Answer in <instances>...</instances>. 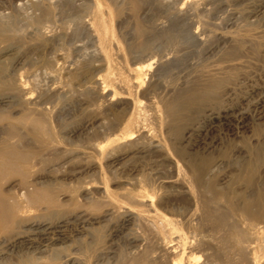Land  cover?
I'll use <instances>...</instances> for the list:
<instances>
[{"label": "rangeland", "instance_id": "rangeland-1", "mask_svg": "<svg viewBox=\"0 0 264 264\" xmlns=\"http://www.w3.org/2000/svg\"><path fill=\"white\" fill-rule=\"evenodd\" d=\"M95 1H100L102 3V6L104 8L103 11H105L103 12L104 18H106L110 24L111 32L113 35L112 43L111 41L109 43L110 49L116 50V45L118 44L120 51L122 50L123 52H121L125 53L126 60H128L130 64L131 61L132 63H134L133 60L136 59L137 61L139 60V58H142V56L146 59L150 53L154 52L152 56L155 58L156 64V66L154 64L152 72H150L145 79L144 83L147 84H144L145 86L140 88L145 89L146 87H148V85H150V83L152 84L153 81L154 89L152 90V87L150 89L153 93L155 92V95L152 92V94L149 93V88H147L148 91L145 90L147 93H149L148 97L147 94H145L146 96L142 95V93H144L143 90V92H139L141 91L140 89L136 90V94H139L137 95L139 96V98L142 95L143 98L141 97V100L145 97L146 98L144 100L151 99L150 101H148L149 103L147 101L145 102L147 106L150 105L149 107H147L148 109L145 107L146 105L144 104V100L141 101L143 102V109H147L144 110V114L147 113L146 116H149L150 114L148 118L149 120L151 118V124L149 122L146 127L147 132H143L145 136L142 133L138 134L140 136L138 137L137 135L138 138L136 137V140H134L136 141V145L137 143L138 145H140L139 149L138 147L136 148V145L129 148L131 149V151H129L128 148H126L128 149L127 151L125 148L122 149V151H120L122 153L118 152L117 159L114 165L110 164V160L100 158L98 155L93 153V151L88 150V147H85L93 143L92 136L94 135V133H99L98 135H101L98 136L99 138H97L95 140V143L93 144H96L100 141L102 142L101 138H103L104 135L110 133L109 125L115 124V122L110 123L113 122L111 118H113L114 120V114L116 115V113L122 115L120 114V109H123H121V113H123L124 109H126V105L124 106V104H127V106L129 105V103H127L129 101H127L126 99L121 100V97L119 99H116V101H113L112 104H108V102H106L105 100L106 98L101 97L97 93L98 90L101 91L104 86H107L108 88L106 94H112L113 91L120 92L121 90H119L115 86V84L108 80L105 76L106 70L105 66L103 65L104 60L102 56V42H105V40L102 36H99L94 32L91 25V19L93 17L94 11V0H0V21L2 22H0V30L3 31L4 35H7L12 39L11 41L0 44V62L4 63L3 66L5 67L6 73L8 72L7 68H9V73H12H10L11 76H14L16 79H18V75L20 74L21 77L23 76L22 80L25 81L32 80L28 77V75L30 74L29 71H31L33 66L30 67L29 64L32 62L35 63L36 66L33 67L32 71L35 69L36 71L33 72H35L36 74H39L40 72L42 76H40L39 74L40 78L37 77L38 79L35 80L37 84L34 81L32 82L33 84L31 82V84L28 82L27 89L32 93V101H40V103H45V101L47 102L44 105H40L41 107L48 106V112L50 111V114H48L49 117L47 118L46 116V122H48L52 130L61 132V137H64V139L69 142L68 145L66 144L67 146H60L61 150H59V152L61 151V153L58 154H60L61 156L58 155V157L60 158H57V156H55L56 161L58 159L57 162H59L60 165H58L52 171V174H50V179H58V181L64 184L67 189L65 192L67 197L65 196V198L63 199V193L62 195H58V198L63 199L65 204V206L63 205L62 208L65 213L63 219L65 222H67L66 232H68L67 234L69 235V240L66 243V245L69 246V249H67L69 251L66 250L67 254L71 258L75 256V260L81 262L80 256L77 255L79 254L78 252L81 248V245L84 241L89 240L90 235L93 234V230H95L96 228H102L104 231L103 233L105 234V238L109 239V241L105 239V247H108L109 250H112L111 256L113 257V260L116 259L117 261L119 260L120 262H125L132 255H141L142 253L150 250L151 246H154L152 243H155V239L153 240V234L147 231L146 226L154 223V221L156 224L160 223L158 219L155 220L153 217L157 213L168 218H172L176 220L181 226L189 228L187 236L196 234L199 235V237H208L210 235V231L206 228V222L204 221V219L207 218L208 215L211 216L217 211H223L226 208L235 209L238 211L237 214L241 215V212L246 207L257 209L263 206L264 114L260 116L258 114L259 110H256L253 107L254 103L258 102L261 98V89H264V41L262 42V40H260V45H258L257 48H253L250 42H248L249 44L246 43L245 46L247 47V49L246 47H244L243 49L245 50L241 51L242 53H240L241 55L239 59H236V62H234L239 64L242 69L240 68L241 70L238 73V77L232 84L233 87L232 85H229V88L223 91L224 93H221V98L219 96L220 99H216L213 101L216 104L218 103L217 105L220 104V108L212 102L210 103L211 107H206L207 110L205 109V112L203 111L205 114L203 112L196 114L193 120L195 125L190 124L189 126H187L188 128L192 129V132H190L189 135L186 136L183 132L181 133L180 131H177L178 133L174 134V131L169 130V127H166L168 125L164 126V124L166 123L160 124L156 121H158L157 117H160V119L165 118L163 115V106L161 99L171 96V93L174 92V90H183L184 88H187L189 86L191 87L193 84L192 80L198 75V72L199 74H201L204 71L203 68L205 70H208L210 67V69H214L218 59H220L222 54L229 51L232 47L234 38L238 33H244L247 34V36L249 35L255 37H259L262 34L264 35V0H220L219 3L217 2L218 0H216L215 5L217 6H206L207 8L204 6L205 8L200 7L198 10L190 7V4L194 3V1H188V3L186 0H139L140 5L137 13L134 12L129 6L128 0ZM118 7H121L122 10L119 9V11H117ZM49 9H51V13L47 14ZM186 9H188V11ZM107 12L109 14H107ZM206 14L208 16L210 15L211 17H208ZM215 17L216 19L214 21L213 19ZM181 18L182 20H184L181 21ZM176 20L178 21L177 24ZM201 20L207 23V25L209 24V27L207 28L208 31L205 29L203 30V28L205 27H203ZM137 22H141L144 27H147V29L149 27L150 30H154V33L159 32L160 30L161 31L160 33L155 34L158 35L156 36L158 40H156L155 36L153 37L154 40L151 39L154 41L153 43L150 40L151 44H153V46H151L152 52L147 53V51H144V53L142 51L141 53H139L140 51H133L134 53H136H133L135 55L134 56L131 53L132 49L130 46H132V43H135L137 41L135 35ZM169 22H172L171 24L175 23L177 27L173 26L169 28ZM242 22H246V24ZM249 22H254L253 24L251 23L253 26H251L252 28L250 27L251 24ZM165 23L168 26H166ZM256 23L258 24V26H256ZM184 24H187L186 28L184 27L185 29H183ZM215 24H218V26ZM227 24L231 25H228L227 27ZM236 24L239 25L237 26ZM158 25L160 26L159 29ZM246 25H248V27ZM162 27L164 28V30ZM166 27L169 28H167L168 31ZM216 28H218L219 30ZM186 29L190 31L188 33L194 32L192 33V35L197 36V38L195 39L196 41L192 38H189L190 34H187L188 38L184 39V37H187ZM240 29L242 30L240 31ZM205 31H207L206 33L208 34L204 35ZM161 33L163 34L161 35ZM178 34H181L180 36L183 39ZM212 34L214 37L212 36ZM164 36H167L169 38L166 39ZM174 36H176L175 38L178 40V42H185L186 44L179 43L180 47H178V49L175 43L172 42V38ZM213 38L216 39L213 40ZM48 40L50 42H47ZM189 41H191V44ZM221 42H223V44ZM195 43H197V45ZM182 44L185 45L184 47L186 48L181 49L183 47ZM247 45H249V47ZM174 46L179 51L175 49ZM35 47L38 49H36ZM201 47H203V49ZM205 48L208 51H206ZM195 49L198 51V53ZM252 49L254 51H252ZM39 53L41 54L39 55ZM143 53L145 55H143ZM192 53L194 54V58L192 57L193 55H191ZM179 54L182 55V58L179 57ZM200 54H202V56ZM206 54H208V56L210 57H207ZM146 55L147 57H144ZM38 56H42V59L44 58L43 60L49 57V60L47 59L49 63L46 65H42L43 63H41V58L40 63H38ZM213 56L215 57L213 58ZM198 57L201 59H197ZM35 58V61L37 62L34 61ZM193 59L195 60V64L192 63ZM215 59H217V61ZM101 60H103V63ZM17 61H21V63L19 62L18 64ZM167 63L169 64L167 65ZM207 65L210 67H208ZM72 68H75V71L73 70L74 74L72 73ZM10 69H12L13 71H11ZM155 69L156 73H154ZM157 70L160 72H158ZM46 72L51 73H49L50 75L48 74L44 76V73ZM152 74L154 80L157 82L153 80ZM156 75L157 77H155ZM50 76L52 77L51 81H49ZM236 80H238L239 83ZM94 81L95 83L97 82L96 85L92 84L94 83ZM93 85L95 87L97 86L96 89L94 88V90L96 91L87 88L89 86V88H91V86L93 87ZM158 88H160V90ZM56 91L58 92L56 96H61L59 97V101H55L56 98L54 94L56 93L54 92ZM230 91H232V93ZM224 94L225 96L224 98H222ZM228 94L231 97H229ZM4 96L6 97V95H2V97L0 98H4ZM233 96L235 97V99ZM117 100L119 102H117ZM224 100H227V102L225 101L226 104H224ZM230 100L232 102H230ZM13 101L11 99L8 100L10 104L3 103L2 105H0V112H2V114L6 115L8 118L14 117L15 119H17L23 112H27L28 110L23 109V112L20 111L21 108L20 106H18V100L13 99ZM221 102L223 103L221 104ZM223 104L227 106H224ZM216 106L218 107L217 109ZM221 106L223 107V109ZM28 107L30 110H34L35 108H37L35 106ZM237 108H241L247 113V119L245 121L246 124L244 123L245 126L234 128V131L230 132L231 134L229 133V131L225 132L227 134H222V131L224 132V130L216 129L215 131H213L207 129V115L210 112L223 113L225 111H231ZM18 109H20L19 112ZM219 109H221V111ZM131 110L132 109H130L129 105V107H127V109L125 110L127 111L126 113L128 114V116H126V113H123L124 117L126 118L125 120H127L129 115L131 114ZM214 110L217 111L215 112ZM161 114L163 116H161ZM123 115L120 121L116 123L118 125L115 124L116 126L114 128V134H119L126 130L125 124L123 123ZM152 117L154 118V120H152ZM109 120L111 121L109 122ZM9 121L8 119L1 121L0 127L3 128L9 126ZM11 122V124L18 126V123L16 124L14 120ZM88 124L89 126L87 127ZM248 125L251 129H249ZM242 127L244 128V131H242ZM166 129H168L169 131H167ZM238 129L240 132L238 131ZM206 130H208V133L206 132ZM72 131H75V133L72 134ZM105 131L106 133H104ZM195 131L199 132L200 134L196 133ZM191 133H193L194 136H192ZM172 134H174L176 137L178 136V138L171 136ZM228 134L230 136H228ZM141 135L143 137H141ZM201 135L205 137L203 138ZM87 136H89V140L87 139ZM191 136L193 138H191ZM207 136L210 137L207 138ZM140 137L143 140H141ZM173 137L175 138V140L173 139ZM214 137L215 139H213ZM85 138L88 140V142ZM217 139L218 141H216ZM91 140L92 142L90 143ZM200 140L202 142H200ZM154 145L155 147L161 146V149L156 148V150H154ZM176 148L178 150L179 148L181 149L177 151ZM84 151L85 153L89 152L88 156L92 157H88L90 159H84L85 157L82 154L84 153ZM176 151L180 153H178L180 156L176 155ZM125 153L126 155L124 156ZM68 154L69 156L70 154H72L70 156L71 158L69 161L64 163V160L62 159L68 156ZM181 154L183 157L181 156ZM185 154L188 156L185 157ZM191 155L192 157H190ZM88 160H90L91 162ZM169 160H171L172 162L170 161L169 163ZM188 160H191L192 162L194 161L195 163L207 160L208 164H210L212 168V171H214V167L217 169L212 173H207L210 176L206 175L205 177H200L195 173L189 172ZM34 162L36 164L33 163L35 165L32 166V171L29 172L30 174H28V177L29 175L30 177H36L48 171L46 168L48 165L45 166L39 162ZM89 162L91 163L90 167L95 164L93 168H89L87 166ZM184 163L185 165L183 166ZM170 166H172V168ZM173 166L175 168H173ZM185 166L187 167L186 172L188 171L189 173L185 172ZM177 168H180L182 172L184 171V173H182L184 175V178L177 177L178 175L175 174L177 173ZM55 172H57V174ZM14 178H12L14 180L12 181V183L20 179L19 176ZM102 183L107 186L110 192H113L116 199L121 201L124 199L123 194L127 190L136 192V188L137 191H140L139 189L141 188L144 189V192H146L149 200L151 201V209L148 212L145 211L140 214L136 210L127 207L125 204H122L123 209H118L116 211L110 212L109 214L107 213V215L105 216L104 212L108 209L110 210V206L108 204V199L106 198L105 194H103V189L101 188L103 186ZM192 184L195 185V191L191 189ZM122 185H125V188H123ZM133 187L135 188V190ZM129 188L132 189L129 190ZM73 190H75L76 193ZM71 191L74 192H72L74 195L69 194V192ZM69 195L73 199L75 198V202L80 205L79 206L77 204L79 208H76L78 206L74 207L73 205H70L71 201L69 199ZM96 202L103 204L100 205L101 208L99 210L92 207L93 205L91 206V204ZM106 202L108 206L106 205ZM32 214H38V212L33 211ZM140 218L143 219L142 223L140 222ZM254 218L257 217H249V219H246V222L256 223L257 221H253ZM125 219H128L129 221H124ZM56 221L57 220H55V222ZM201 229L203 230V232H205L204 235L203 232H201ZM190 233H192V235ZM86 237L88 239H86ZM74 249L77 250L75 251ZM202 252L203 251L201 250H195L193 254L195 256H201L205 254L204 252ZM71 253H75V255L73 254L71 256ZM198 261L199 260L196 259V262Z\"/></svg>", "mask_w": 264, "mask_h": 264}, {"label": "bare ground", "instance_id": "bare-ground-1", "mask_svg": "<svg viewBox=\"0 0 264 264\" xmlns=\"http://www.w3.org/2000/svg\"><path fill=\"white\" fill-rule=\"evenodd\" d=\"M186 1L187 2L188 1L189 2L194 1V3L190 4L191 6L190 5L189 6L195 10H198L200 7H204V6L210 7V6H213L216 4V0L215 1H213V0L212 1L211 0H186ZM217 2L219 3L220 0H218ZM128 3H129V6L132 8V10L137 13V10L139 9V5H140L139 0H128ZM215 6H217V5H215ZM93 9H94L93 17L91 19L92 29L94 30L95 33H97L99 36H102L103 39L105 40V42H102V48H103L102 56H103V60H104L103 65L105 66V70H106L105 76L108 80L113 82L119 90H121L120 92H114L113 91L112 94H109V93L106 94L108 91V88H107V86H104L102 88V90L101 91L98 90L97 93L101 97L106 98L105 100H106V102H108V104H110V103L112 104L113 101H116V99H119L120 97H121V100L126 99L127 101H129V102H127V101L126 102L129 103L130 109H132L131 110L132 112L129 115V117L127 118V120H125L126 118L124 117L123 113L127 112L125 110L127 109V107H129V105L127 106V104H124V106L126 105V107H125L126 109H124L125 112L123 111V113H121L122 112L121 111L122 108H121L120 114H122L124 117L123 123L125 124L126 130L119 133V134L113 133L115 126L118 125L116 123L118 121H120V119L122 118V115H119L116 113V115L114 114V120H113V118H111L113 122H110L111 120H109L110 123L115 122L116 125L115 124L109 125L110 133L107 132L108 134H106L104 136L102 135L103 136V138H101L102 142L100 141V142H97L96 144H93V143H95V140L97 138H99L98 136L101 135V134L98 135L99 133L96 131L98 134L94 133V135L92 136L93 143H91L92 142V140H91L90 141L91 144H89L85 147H88V150L93 151V153L98 155L100 158L110 160V162H111L110 164L114 165V163L116 162V159H117L118 152L122 153V152H120V151H122V149H124V148L129 149V148L135 146L136 141H134V140H136L135 138L137 137V135L141 134V133L143 134L144 131L147 132L146 127L149 124L151 118L149 120L148 117L150 116V114H149V116H146L147 113L144 114V110L150 106V105L147 106L145 104V102L146 101L148 102L151 99L144 100L146 98L145 97L144 99L141 100L140 98L142 97V95H145V94H147V97H148V94L152 92V90L154 89L153 81H152L153 85L150 83V85H148V87H146L145 89H140V88L145 86L144 84H147V83H144L145 79L148 76V74L150 72H152L154 64H155V58L152 56V54L154 52H152V48H151V46H153V44H151L150 40L153 39L154 36H155L156 40H158L156 37L158 35H155V34L160 33L161 30L159 32L154 33V30H150L149 27L147 29V27H144L141 22H137L136 29L134 28L137 41L135 43L131 42L132 43L131 44L132 46H130L132 49L131 53L133 54L134 52H138V51H140L139 53H141L142 51L143 52L147 51V53H150V52H152V53H150L148 57H147V55L144 56V57H147L146 59L143 58V56L141 55L142 58H139V60H137V61H136V59L133 60L134 63H132V61L130 60L131 61V64H130V62L128 60H126L125 53H122L123 52L122 50H121L122 52L120 51L117 43H116L117 44L116 50L110 49L109 43H110V41L112 43L113 35L111 32L109 21L106 18H104L103 12H105V11H103L104 8L102 6V3L100 1L94 0V8ZM119 9L122 10L121 7H118L117 11H119ZM186 10L188 11V9H186ZM213 11H215V10H213ZM48 13L49 14L51 13V9L48 10L47 14ZM203 13H201V14H203ZM42 14H44V13H42ZM107 14H109V13L107 12ZM208 17H207V19H208ZM248 17H250V16H248ZM201 18H199V19H201ZM215 19H216V17L213 20L215 21ZM183 20L181 18V21H183ZM204 21L201 22L203 24V27H205V28H203V30L205 29L208 31L207 28L209 27L208 26L209 24L207 25V23H205ZM236 22H238V21H236ZM166 23H165V25L168 26ZM177 23H178V21L176 22V24ZM229 23H232V22H229ZM242 23L246 24V22H242ZM251 23L253 24L254 22H251ZM170 24H169V28L176 26L175 23L171 24V26H170ZM187 24H189V23H187ZM252 24L250 25V27L252 26ZM178 25H181V24H178ZM186 25L184 24L183 29L186 28ZM215 25L218 26V24H215ZM215 25H212V26H215ZM228 25L229 24H227V27H228ZM162 26H164V25H162ZM246 26L248 27V25H246ZM256 26H258L257 23H256ZM159 27L160 26L158 25V29H159ZM195 27H196V25H195ZM244 27H245V25H244ZM167 28L168 27H166V29ZM219 28H220V26H219ZM168 29H167V31H168ZM216 29H218V28H216ZM238 29H239V27H238ZM156 30H157V28H156ZM163 30H164V28H163ZM241 30L242 29H240V31ZM170 31H171V29H170ZM186 31H187L186 32L187 37L185 38L183 36L184 39L188 38L187 34H190L189 38H192L193 40H195L197 38V36L192 35V33H194V32L188 33L190 31H188L187 29H186ZM207 31L204 32V35L208 34V33H206ZM172 32H174V31H172ZM163 33H161V35ZM258 33H260V32H258ZM213 34H212V36H213ZM251 35H253V34H251ZM262 35L259 37L258 36L255 37V36H249V35L247 36V34H244V33H242V34L238 33L236 35V37L234 38V42H233V45L230 48V50L227 52H224L222 54V56L220 57V59H218V61H217V59H215L217 61V64H216L215 68L213 66L214 69H210L211 67L207 65L210 68L208 69V67H207L208 70H205L203 68L204 71L201 74H199V72H198V75L192 80L193 84L191 87L189 86L187 88H184L183 90H176V91L174 90V92L171 93L172 94L171 96H169L167 98L164 97L161 99L162 100L161 101L162 106H163V115L165 118L160 119V117L159 118L157 117L158 121H156V122H159L160 124L166 123V124H164V126L168 125L166 127H169V130L174 131L173 132L174 134H177L178 133L177 131H180L181 133L183 132L184 135H186V136L189 135V133L192 132V129L188 128L187 126H189L190 124H194L193 120L195 118V115L198 113H202L205 109L207 110L206 107H209L210 103H212L214 100L220 99L222 96L221 93L223 91H225L227 88H229L228 86L232 85L234 83L235 79L238 77V73L242 68L239 64L234 63V62H236L235 61L236 59H239V57L241 55L240 53H242L241 51L245 50L243 48L246 47L245 46L246 43L250 42L253 48H257V46L260 45L259 44L260 40H262V42L264 41V35L263 36ZM164 37L167 39L170 36L169 37L164 36ZM175 37L176 36H174L172 38V42H174L178 48V47H180L179 46L180 42H178V40ZM216 38H218V37H216ZM159 39H161V38H159ZM199 39H200V36H199ZM209 39H208V41H209ZM215 39L213 38V40H215ZM11 40H12L11 38H9L7 35H4L3 31L0 30V44L6 43V42L11 41ZM50 40H51V38H50ZM153 40H151L152 43L154 42ZM132 41H134V40H132ZM179 41H183V40H179ZM198 41H200V40H198ZM47 42H50V41L48 40ZM189 42L191 44V41H189ZM189 42H187V43H189ZM13 43H14V41H13ZM170 43H171V40H170ZM181 43L186 44L185 42H181ZM197 43H195V44L197 45ZM210 43H211V41H210ZM221 43L223 44V42H221ZM168 45H170V44H168ZM184 46L185 45H183V47L181 46L182 47L181 49L186 48ZM247 46L249 47V45H247ZM42 47H43V45H42ZM174 48L177 49L175 46H174ZM201 48L203 49V47H201ZM227 48H229V47H227ZM36 49H38V48H36ZM51 49H52V46H51ZM189 49H190V47H189ZM246 49H247V47H246ZM33 50H34V48H33ZM248 50H250V49H248ZM206 51H208V50L206 49ZM252 51H254V50L252 49ZM209 52H210V50H209ZM29 53H31V52H29ZM144 53H143V55H145ZM197 53H198V51H197ZM40 54L41 53H39V55ZM134 54H136V53H134ZM191 55H193L192 57L194 58V54L192 53ZM196 55H198V54H196ZM200 55L202 56V54H200ZM206 55H207V57H210V56H208V54H206ZM181 56L182 55L179 54V57H181ZM214 57L215 56H213V58ZM40 58L42 60L41 63H43L42 65H46L49 63V61H48L49 57L47 58L48 60L47 59L43 60L44 58L42 59V56L39 57V60H37V61H39L38 63H40ZM197 59L200 60L201 58L198 57ZM35 60H36V58L34 59V61ZM103 60H101L102 63H103ZM37 61H35V62H37ZM194 61L195 60L193 59L192 63L195 64ZM19 62L21 63V61H19ZM19 62H18V64H19ZM202 62H203V60H202ZM32 63H30L29 66L35 67L36 66L35 63H33V65H32ZM3 64L4 63L0 62V97H2V95H6V97L4 96V98H0V105H2L3 103L10 104V102H8V100L12 99V101H13V99H16V100H18V106H20V108H21V110L18 109V112H19V110L23 112V109H27L28 111L23 112L21 114V116L18 117L17 119H15L14 117L8 118L6 115H4V114H2V112H0V122L5 120V119H8V121L10 120L9 126L3 127V128L0 127V264H139V263H142V264H264V205L257 208V209H254L251 207H246L241 212L242 213L241 215L237 214L238 213L237 210L231 209V208H226L223 211H217L216 213H214L211 216L208 215L207 218L204 219V221L206 222V224H205L206 228L210 231V235L208 237H203L201 235H200L201 237H199V235H196V234L192 235V233H190L192 236H187V232H189L188 231L189 228L181 226L176 220H174L172 218H168L166 216H163V215L157 213L153 217L155 220L158 219L160 221V223L156 224L154 221V223L146 226L147 231H149V233L151 232L153 234V237H154L153 240L155 239V243H152V244L154 246H151L150 250H148L145 253H142L141 255H132L131 257L128 256L130 258H128V260L125 262H120L119 260L117 261L116 259H114L115 261L113 260V257L111 256L112 250H109L108 247H105V239H107V238H105V234L103 233L104 232L103 229L102 228H96L95 230H93L94 232L92 231L93 234L90 235L89 240L84 241L83 244L81 245V248L79 249V252L77 251L79 253L77 255H79L81 258L80 259L81 262L76 261L75 256H73V258H71L66 252V250L69 249L68 248L69 246L66 245V243L69 240V237H68L69 235L67 234L68 232H66L67 222H65L63 219V217L65 216V213H64V210L62 208L63 205L65 206L63 199L65 198V196L67 197V195L65 194L67 189H66V186L64 184H62L61 182L58 181V179H52V178L50 179V174H52V171L58 165H60V163L57 162L58 159L56 161V158H55V156H57V158H60V157H58V155L61 156L60 154H58V153H61V151L59 152V150H61L60 146L66 145V144L68 145L69 142L67 140H65L64 137H61V132L52 130V128L50 127L48 122H46V116H47V118L49 117L48 114H50V111L48 112V108H47L48 106L47 107H41L40 105H44L47 102L45 101V103H40V101L39 102L32 101V99H33V97L31 96L32 93L30 90L27 89L28 82L29 83L30 82L32 83L33 81L36 82L35 80L38 79L37 77L40 78V76H42V74H40V72H39V74H40V76H39L38 73L36 74L35 72H33L36 70L34 69L32 71V69H33V67H32L31 71H29L30 74L28 75V77L32 80H27V79H26L27 81L22 80L23 76L21 77L20 74L18 75V79H16L14 76L10 75L11 72L9 73V68H7L8 72L7 73L5 72V67L3 66ZM168 64L169 63H167V65ZM155 66H156V64H155ZM30 67H28V68H30ZM10 70L13 71L12 69H10ZM71 70L75 71V68L74 69L72 68ZM127 70H129V71H127ZM74 71L72 72L73 74H74ZM67 72H68V70H67ZM158 72H160V71H158ZM49 73H51V72L44 73V76L48 75ZM154 73H156V69H155ZM188 73H189V71H188ZM153 74H152V78L154 80ZM47 77H46V79H47ZM155 77H157V75ZM51 78H52L51 76H50V79L48 78L49 81H51ZM242 78H244V77H242ZM52 81H53V79H52ZM236 81L238 82V80H236ZM40 82H41V79H40ZM43 82H44V80H43ZM155 82H157V81H155ZM36 84H37V82H36ZM49 84H48V86H49ZM92 84L96 85L97 82L95 83V81H94V83H92ZM157 85H155V86H157ZM89 87H87V88L91 89L93 91H96V90H94V88L96 89L97 86L95 87L93 85V87L92 86H91V88H89ZM151 87H152V90L150 89ZM232 87H233V85H232ZM43 88H45V87H43ZM147 88H149V91H150L149 93H147L145 91V90H147ZM33 89H35V88H33ZM139 89L141 90L139 92L144 91V93H142V95L140 94L141 95L140 98H139V96H137L139 94H136V90H139ZM158 89L160 90V88H158ZM43 90H45V89H43ZM47 90H48V88H47ZM261 90H262L260 92L261 98L258 102L254 103V107H253L256 110H259L258 114L260 116L264 114V89H261ZM53 91H55V90H53ZM230 92L232 93V91H230ZM54 93H56V94H54L55 98H56L55 101H59L60 100L59 97H61V96H56L58 94L57 91ZM59 93H61V92H59ZM231 93H230V95H231ZM254 93H255V91H254ZM59 95H61V94H59ZM219 96H220V98H219ZM224 96H225V94L223 95L222 98H224ZM228 96H229V94H228ZM229 97H231V96H229ZM235 97H234V99H235ZM153 99H154V97H153ZM52 100H54V99H52ZM52 100H51V102H52ZM143 100H144V104L146 105V106L144 105L146 107L145 109H143V104H142L143 102H141ZM227 100H224V104H226L225 101L227 102ZM231 100H230V102H232ZM117 102H119V101L117 100ZM219 102H220V100H219ZM122 103H123V101H122ZM222 103L223 102H221V104ZM214 104H216V103H214ZM5 105H7V104H5ZM219 105H217V106H219ZM230 105H232V104H230ZM28 106H35L37 108H35L34 110L33 109L30 110ZM217 106H216V109L218 108ZM224 106H227V105H224ZM121 107H123V106H121ZM154 107H155V105H154ZM156 108H157V106H156ZM219 108H220V106H219ZM222 109H223V107H222ZM219 110L221 111V109H219ZM163 115L161 114V116H163ZM126 116H128L127 113H126ZM207 116H208L207 122H206L207 123L206 124L207 129L213 130V131H215L216 129L224 130V132L222 131V134L223 133L227 134V133H225L226 131H229V133L231 131L233 132L234 128H238L239 126L240 127L245 126L244 123L247 119V113L241 108L233 109L231 111H225L223 113H220V112L219 113H212V112H210ZM13 120L16 122V124L18 123V126L11 124L12 123L11 121H13ZM152 120H154V118ZM205 121H206V119H205ZM90 123H92V122H90ZM250 123H251V121H250ZM150 124H151V122H150ZM88 126H89V124L87 125V127ZM82 127H84V126H82ZM252 128H254V127H252ZM82 129H84V128H82ZM85 129H86V126H85ZM249 129H251L250 126H249ZM166 130L169 131L168 129H166ZM208 130H206V132ZM202 131H203V129H202ZM238 131H239V129H238ZM242 131H244V128ZM72 132H73L72 134L75 133V131H72ZM195 132L199 133L197 131H195ZM104 133H106V131ZM174 134H172L171 136L176 137ZM143 135L145 136V134H143ZM191 135L194 136L193 133H191ZM139 136L140 135H138V137ZM192 136H191V138H193ZM228 136H230V135L228 134ZM88 137L89 136H87V139H88ZM141 137H143V136L141 135ZM174 137H173V139L175 140ZM202 137L204 138L205 136H202ZM208 137H210V136H207V138ZM176 138H178V136ZM182 139H183V136H182ZM213 139H215V137ZM88 140H87V142H88ZM141 140H143V139L141 138ZM216 141H218V139ZM200 142H202V141L200 140ZM190 144H192V143H190ZM137 147H138V149L140 147V145H138V143L136 145V148ZM154 147H155V145H154ZM136 148H135V151H136ZM156 148L161 149V146H156L154 150H156ZM181 148H179V150ZM128 149H126V151ZM176 150L179 151L177 148H176ZM129 151H131V149H129ZM177 151H176L177 154L176 153L175 154L178 156L180 153ZM139 152H140V150H139ZM158 152H159V150H158ZM88 153L89 152L85 153V151H84V153H82L85 157L84 159H90L92 157V156H88ZM185 153H188V152H185ZM194 153H193V155H194ZM199 153H201V152H199ZM71 155L72 154H70V156ZM125 155H126V153L124 154V156ZM203 155H205V154H203ZM70 156L68 154V156H66L65 158L62 159V160H64V163H66L67 161L70 160V158H71ZM181 156H182V154H181ZM186 156H188V155L185 154V157ZM88 157H90V158H88ZM190 157H192V155ZM192 160H195V159H192ZM34 161L39 162L45 166L48 165L46 167L48 171L46 173H43V174L38 175L36 177L33 176L34 178L30 177V175L28 177V174H30L29 172L32 171L31 170L32 166H34L36 164ZM88 161H90V160H88ZM170 161L171 160H169L168 162L170 163ZM197 161H198V159H197ZM90 162L88 163L89 165L87 164V166L89 168H93L95 164L92 167H90V165H91ZM33 163H35V164H33ZM188 163H189V165L188 164L187 165H188L189 172L195 173L196 175H198L200 177H202V176L205 177L206 175H209L207 173H209V172L212 173L217 169L212 165L214 167V169H213L214 171H212L211 170L212 168H211L210 164H208L207 160L201 161L199 163H195L194 161L192 162L191 160L190 161L188 160ZM210 163H213V162H210ZM184 165H185V163L183 164V166ZM36 166H38V165H36ZM178 166H179V164H178ZM170 167L172 168V166H170ZM42 168H44V167H42ZM173 168H175V167L173 166ZM184 168H185V172H186L187 167L185 166ZM36 170H38V169H36ZM176 172L177 173H175V174L178 175L177 177L184 178V175L182 174V173H184V171L182 172V170L180 168H177ZM55 173L57 174V172H55ZM175 174H172V175H175ZM18 176L20 179H18L12 183V181H14L12 178L18 177ZM102 185L103 186L101 188L103 189V194H105L106 198L108 199V204L110 206L109 207L110 210L108 209L104 212L105 216L107 215V213L109 214L110 212L116 211L118 209H123L122 204H125L127 207L136 210L140 214L145 212V211L148 212L152 207V204H151V201L149 200L148 195L146 194V192H144V189H142V188H141L142 190L138 188L140 191H137L136 186H135L136 190L133 187L136 192L127 190L123 194V197H124L123 200L124 201L123 200L121 201V200L116 199V197H114L115 195L113 194V192H110L104 183H102ZM192 185H191V189L194 190L195 185H193V186ZM124 186H123V188H125ZM130 189H132V188H129V190ZM73 191L75 192V190H73ZM73 191L69 192V194L72 195L74 193ZM62 193H63V195H62ZM59 194H61L62 197L64 196L63 199L58 198ZM69 199L71 201L70 205H73L74 207L79 205L77 202H75V200H74L75 198L73 199L70 195H69ZM108 204L106 202L107 206H108ZM100 205H103V204H101L99 202L91 204V206L97 210H99L101 208ZM79 206L76 208H79ZM33 211L38 212V214H32ZM252 216L257 217V218L253 219V221H257V222L256 223L246 222V219L247 218L249 219V217H252ZM125 217H127V216H125ZM55 220H57V221L55 222ZM140 220H141L140 222L142 223L143 219L140 218ZM124 221H129V220L125 219ZM201 232H203V230ZM204 233L205 232H203V235H204ZM86 236H87V233H86ZM205 236H206V234H205ZM86 239H88V238L86 237ZM107 240L109 241V239H107ZM105 248H108V249H105ZM195 250H198V251L201 250L205 254H203L201 256H195L193 254V252ZM67 251H69V250H67ZM73 254L75 255V253H73ZM73 254L71 253V256ZM196 259L199 261L196 262ZM77 260H78V258H77Z\"/></svg>", "mask_w": 264, "mask_h": 264}]
</instances>
